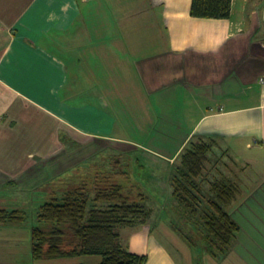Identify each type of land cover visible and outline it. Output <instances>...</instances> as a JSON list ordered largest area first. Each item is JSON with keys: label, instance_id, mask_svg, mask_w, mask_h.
<instances>
[{"label": "crops", "instance_id": "crops-1", "mask_svg": "<svg viewBox=\"0 0 264 264\" xmlns=\"http://www.w3.org/2000/svg\"><path fill=\"white\" fill-rule=\"evenodd\" d=\"M192 1L0 0V190L63 193L75 164L62 161L103 143L157 157L173 196L178 157L212 138L211 154H236L211 182L238 188L228 209L242 228L237 250L264 264V173L248 175L264 167V0H233L226 20L194 18ZM148 221L125 227L126 248L146 264H175ZM3 241L0 264H27L12 249L19 241Z\"/></svg>", "mask_w": 264, "mask_h": 264}, {"label": "trees", "instance_id": "trees-1", "mask_svg": "<svg viewBox=\"0 0 264 264\" xmlns=\"http://www.w3.org/2000/svg\"><path fill=\"white\" fill-rule=\"evenodd\" d=\"M232 2L193 0L191 15L226 20L231 16ZM215 142L212 138L190 142L174 163L171 174L176 208L191 218H202L205 239L212 251L229 247L242 232L240 224L228 212L237 198L235 184L226 180L209 181L211 196L208 204L203 202L208 183L206 165ZM88 196L82 189L65 190L62 196L41 207L39 220L44 226L35 227L32 232L34 260L100 256V264H146L148 256L134 254L121 244L120 230L146 223L151 210L124 196L119 188L100 191L94 199ZM202 205H206V211ZM25 219L22 210L0 209V225H23Z\"/></svg>", "mask_w": 264, "mask_h": 264}, {"label": "rangeland", "instance_id": "rangeland-1", "mask_svg": "<svg viewBox=\"0 0 264 264\" xmlns=\"http://www.w3.org/2000/svg\"><path fill=\"white\" fill-rule=\"evenodd\" d=\"M90 143L92 142H88ZM95 149L94 151L92 148L90 152L80 149L75 155L62 161L63 166L71 162H74L75 166L65 178L58 182V189L61 188L64 191L82 189L85 195L94 199L100 191L119 188L124 196L151 210L148 225L152 227V235L165 248L175 264H246L237 250V240L225 249L212 251L205 239L206 229L202 218H191L176 208L172 193L169 191L171 189L166 188L170 186L169 177H166L168 171L164 164H157L162 162L157 157H148L142 150L122 145L109 147L101 143ZM223 149H216L210 154V158H214L217 162L211 160L206 165L205 174L208 183L205 186L204 204H208L211 196L209 181H213L212 175L218 171H216L217 167L222 174L227 173L224 165L232 160L236 161L234 152ZM61 152L64 151L61 150ZM238 163L243 165V162ZM248 173V175L256 176L258 173H264V167L251 168ZM140 187H143L145 191L142 192ZM17 191L11 188L5 191L0 190V209L24 211L25 223L8 225L10 230L0 232V241L4 239L3 242H6L8 237L19 241L20 244L11 242L12 249H16V255L21 261L33 264L30 263L33 260L32 232L35 227L44 226L39 220L41 207L51 199L62 196L63 193L51 194L55 191L51 188L20 194ZM202 207L204 211L207 210L206 205ZM132 232L130 228L120 230V241L123 246L127 247L124 240H129ZM6 246L3 244L0 248L4 250Z\"/></svg>", "mask_w": 264, "mask_h": 264}]
</instances>
